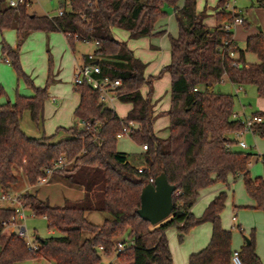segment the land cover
I'll use <instances>...</instances> for the list:
<instances>
[{
  "label": "trees",
  "instance_id": "obj_1",
  "mask_svg": "<svg viewBox=\"0 0 264 264\" xmlns=\"http://www.w3.org/2000/svg\"><path fill=\"white\" fill-rule=\"evenodd\" d=\"M65 1L69 8H63L61 15H36L28 11L30 0L17 6L0 0V31L14 29L16 35L15 46L2 41L1 51L17 77L33 89L31 95L17 94L14 102L0 103V193L9 192L17 183L14 169L18 168L30 185L46 176L45 169H52L50 176L82 188L84 194L80 199L51 205L34 193H22L24 208L44 217L47 227L59 232L45 238L36 236V248L3 224L14 209L0 206V264L39 257L54 264H99L101 254L114 252L119 264H173L165 230L174 226L181 242L192 227L204 222L211 224L209 242L189 256L188 264H229L231 231L220 221L226 192L212 198L198 217L191 207L201 189L227 184L231 175L233 179L241 177L254 202L251 207L264 214V154L257 155L263 163V174L252 177L249 165L253 154L237 147L235 133L243 126L233 117L234 95L217 88L226 78L237 86L253 85L257 95L264 98V33L249 35L245 48L240 49L232 31L221 26L240 16L237 11L224 9L228 0H218V24L212 27L204 23L206 13L196 9V0H184L181 7L178 0ZM165 5L175 8L178 32L169 37L170 61L164 67L170 75V104L162 112L169 120L168 134L162 138L153 131L159 114H154L151 90L147 95L140 91L144 83L151 87V76L144 75L146 64L133 55L126 42L114 38L112 29L126 30L130 38L161 34L163 30H157L156 25L167 14ZM257 5L264 8V0H257ZM33 31L62 32L72 48L75 43L97 41L93 50L100 57L97 76L119 80L113 91L131 105L127 116L120 118L100 102L98 90L84 81L74 87L79 94L73 111L76 123L58 128L63 137H31L22 131L20 121L25 110L36 126H42L47 88L52 81L49 72L45 85L36 86L21 68L19 46ZM245 52L254 53L257 62L246 63ZM3 94L0 85V96ZM252 115L262 117L253 125V132L264 136V113ZM79 121L85 125L79 126ZM129 121L135 123L130 127V138L147 146L139 153L145 166L142 172L126 153L116 149V135ZM60 156L65 163L55 167ZM163 171L175 186L173 206L166 219L153 225L136 210L143 186ZM89 210L106 212L110 218L101 225L92 224L85 217ZM126 233L133 242L117 251L115 242ZM244 239L239 248L243 264H263L255 252L254 231Z\"/></svg>",
  "mask_w": 264,
  "mask_h": 264
},
{
  "label": "rangeland",
  "instance_id": "obj_2",
  "mask_svg": "<svg viewBox=\"0 0 264 264\" xmlns=\"http://www.w3.org/2000/svg\"><path fill=\"white\" fill-rule=\"evenodd\" d=\"M9 1V0H8ZM31 7H29V13H34L36 15H56L60 9L68 10L69 5L65 0H30ZM217 0L214 3H211L210 0H199L200 10L204 9V6H214ZM230 3L235 5L239 12L246 14V18L250 24L249 29H245L242 24H239L232 31L234 33V41L238 44V46L243 49L244 48V38L247 34H249V30L252 29L255 32L259 31V27L262 29V25L264 26V8L257 6L255 0H230ZM206 6V7H207ZM166 16L163 18L165 23V28H167L170 36H175L177 34V24L173 16H171L173 8L165 5ZM237 10V11H238ZM248 12V13H246ZM160 23H163L161 21ZM159 23V24H160ZM263 31V29H262ZM11 33V37L13 42L16 41V35L14 30L8 29L3 32ZM39 33V32H37ZM50 33H42L36 38H28L25 42H21L19 46L20 52V65L22 70L31 78L32 82L37 86H44L47 80L46 75H48L49 71H52V66L57 68V66L66 67L69 62L68 59H71V49L66 43L65 37L61 33H56L54 39L49 40L48 35ZM52 34V33H51ZM38 35V34H37ZM55 35V34H53ZM113 36L119 41L128 42L129 49L133 50V54H141L142 59L146 60L143 63H148L149 65L156 66L159 62L160 53L154 46H159V36L149 37L144 36L140 38H130L128 32L123 29L113 28ZM6 42V38H4ZM167 40V36L163 37L162 48L169 53V48H166L165 41ZM153 47L151 48L150 46ZM68 52L67 56L62 57L64 51ZM93 48L92 43H77L75 44V54H81L82 52H90ZM33 62V64H31ZM246 63H254L257 62V57L252 52H247L245 56ZM169 63V62H168ZM165 63L163 59V63L157 69L156 73L151 74L148 73L151 79V87L147 83H144L140 91L143 95H147L151 90L149 97L154 105V110L157 111L154 122H153V131L156 136L163 137L166 136L168 118L165 114H162L163 111L167 110L170 104V81H169V73L165 70V66L168 64ZM29 64V65H28ZM10 75L11 80L9 82L13 85L10 89L8 87L2 86L4 90L3 97H9L11 102H14L17 94L21 95H29L33 94V89L29 87L26 82L22 78H18L14 68L10 65ZM26 67L27 71L24 69ZM50 68V69H49ZM32 74V75H31ZM53 81V75H50ZM69 78V79H68ZM72 78V73L67 77L70 83ZM8 80V79H7ZM52 81L47 88V103H44L43 107V121L42 126H36V124L31 120L30 113L28 110L23 112L20 128L24 131L28 136L31 137H41L44 136H52L54 139H59L64 136L62 130H58L59 127H69L76 123V118L73 114V111H67V113H58L54 114V109L59 108L60 106V96L58 93H54L51 91L52 89ZM66 78H63L62 82H65ZM64 84V83H62ZM51 88V89H50ZM218 90L224 93H230L234 95V105L233 111L237 113L241 118L250 117L254 112H262L264 113V98H261L257 95L256 89L253 85H245L241 86L240 89L237 85H233L226 78L217 86ZM51 91V93H50ZM0 96V97H2ZM2 97V98H3ZM54 98L56 99V103H53ZM45 100V101H46ZM49 103V106H48ZM50 104L52 107L50 108ZM106 106L116 109L117 115L120 118H125L127 113L131 107L128 102L122 101L119 98H115V103L111 104L110 102L104 103ZM54 112V113H53ZM242 134L239 135V139L246 144L247 148L243 149L244 151L251 152L252 158L249 165L250 175L252 177L259 176L263 174V163L257 155L264 154V136H259L257 134H253L251 131H244L240 129ZM116 149L120 152H124L130 158V162L136 165L137 167L143 164V159L139 155V151H141V145L137 144L133 141L128 134L123 135L116 140ZM15 174L18 177V181L15 185L11 187L14 191V194L19 196L22 193L29 192L37 195L39 199L47 200L51 205H61L64 199H71L70 196L71 190L66 188L64 181H56L51 178L49 181L33 184L34 186L28 187V182L21 173L20 169H14ZM51 177V176H50ZM48 180V179H47ZM230 185L226 189V200L224 209L220 215L221 226L223 228L231 231V248H233L234 240L239 242L241 245L244 241V237H248L251 231H254L255 237V246L257 245L258 240L260 239V235L264 237V214L261 210L252 208L250 206L251 198L246 192L245 186L241 178H237L234 182H231L228 179ZM219 188V185H212L208 188L204 189L200 192L197 200L194 202L192 206V213L194 216L198 217L202 214L205 209L206 200L214 196L215 192ZM73 193V192H72ZM76 200V199H73ZM209 202V201H208ZM233 212L236 213V218L238 222L241 224L240 229L233 226L231 227L232 220L231 217ZM25 226L28 230L29 236L31 240H34L36 236L40 238H45L48 236H52L58 234L59 232L56 230H51L47 227V221L42 216H34L29 210H25ZM86 219L92 224L101 225L106 218H110V215L106 212L97 211V210H89L85 213ZM200 225V224H199ZM197 226V225H196ZM194 226V227H196ZM192 227V228H194ZM191 228V229H192ZM190 229V230H191ZM189 230V231H190ZM174 231L175 235V243L178 244V238L176 236V228L174 226L168 227L165 230V235L167 232ZM188 231V232H189ZM85 236H88V233H84ZM127 233L123 235L122 239L127 240ZM260 258V257H259ZM119 264L116 259L115 252L106 256L101 254L99 264H109V263ZM262 262V260H261ZM47 262L42 261L41 263L38 261H30L21 260L16 262L15 264H46ZM264 264V263H263Z\"/></svg>",
  "mask_w": 264,
  "mask_h": 264
},
{
  "label": "crops",
  "instance_id": "obj_3",
  "mask_svg": "<svg viewBox=\"0 0 264 264\" xmlns=\"http://www.w3.org/2000/svg\"><path fill=\"white\" fill-rule=\"evenodd\" d=\"M183 1L184 0H178L177 1V6L178 7H181L182 4H183ZM211 3H214V1L216 0H210ZM256 1V4H257V0ZM218 2V0H217ZM217 2L214 6H211V5H206L204 6V11L206 13V16L204 18V23L210 27L218 24V21L216 19V12L220 10V7H217ZM232 6L235 7L236 10L237 7L235 5H233L232 3H230ZM258 6V5H257ZM260 7V6H259ZM173 8V7H172ZM263 8V7H261ZM196 9L198 11H201L200 10V3H199V0H196ZM240 16H242L244 22L243 23H240L244 26L245 29H249L250 27V24L246 18V14H243L241 12H239V10L237 11ZM248 13V12H246ZM171 16L174 17L175 19V8H173V11H172V14ZM165 19V18H164ZM164 19L162 18L158 24L156 25V28L157 30H163V32L161 34H158V35H154V36H149L150 38L151 37H155V36H159V46H150L151 48H156L159 53H160V60L158 62V64L156 66H152V65H149L148 63H146V68L144 70V75L145 77H149L148 73H151V74H154L156 73L157 69H159V67L161 66V64L163 63V59L165 60V63H168L170 61V46H169V37H170V34L168 33V30L167 28H165V23H164ZM161 21H163V23H160ZM176 22V21H175ZM160 23V24H159ZM177 24V23H176ZM239 24H236L233 29L238 26ZM263 29V31H262ZM262 29L261 27H259V31L258 32H262L264 33V26L262 25ZM5 30H8V29H5ZM5 30H2L0 31V84L4 87H8V89H10L13 85L11 84V82H9V79L11 80V77L9 78V75H10V64L8 62L5 61V59H7L2 51H1V47H2V41H4L5 43L11 45V46H15V42H13L12 40V35L11 33H5L3 35V32ZM14 30V29H12ZM15 32V30H14ZM39 32V33H37ZM178 32V31H177ZM258 32H255L254 30L250 29L249 30V34L246 35V37L244 38V44H245V41H246V38L249 36V35H254ZM43 33V31H33L31 32L30 34H28V36L25 38L24 42L32 37V38H36V37H39V36H43L41 35ZM44 33H50L48 35V38L49 40H52L55 38L56 33H61L63 34L62 32H59V31H53V32H44ZM52 33V34H51ZM233 33V31H232ZM38 34V35H37ZM55 34V35H53ZM112 34H113V29H112ZM177 35V34H176ZM175 35V36H176ZM63 36L65 37V40H66V43L67 45L69 46V48L71 49V54H69L71 57V59L69 58H66L69 60V62L67 63L66 67H61V66H57V68H54L52 66V71L50 70V74L52 73L53 75V81H52V89L51 91L54 92V93H58L57 95L60 96V99H61V102H60V106L59 108H55L54 106L52 107V105L50 104V108L52 107V109H54V114H58V113H67V111H73L74 108L77 106V104L79 103V94L75 91L74 89V86L72 84V78H71V82H69V80H67V77L72 73V77H73V72H74V69H75V65H76V62H81L83 61V56L89 52H82L81 54H78L76 55L75 54V45H74V48H72L66 38V36L63 34ZM167 36V40L165 41V45H166V48L168 49L169 48V53L168 51L164 50L162 48V43H163V37ZM175 36H172V37H175ZM4 38H6V40L8 42H6L4 40ZM233 39H234V33H233ZM82 43H90V42H82ZM77 44V43H75ZM93 44V48L90 52H92L94 50V43ZM127 46H128V42L126 43ZM237 44V43H236ZM238 46V44H237ZM239 47V46H238ZM240 48V47H239ZM244 48H245V45H244ZM243 48V49H244ZM241 49V48H240ZM132 53L133 50H131ZM246 53H244V61H245V56H246ZM68 54V52L66 51V48H65V51L62 55V57H66ZM135 57L139 58L140 60L142 61H146L144 59H142V55L141 54H133ZM21 56V55H20ZM31 64H33V62H31ZM29 65V64H28ZM24 69L27 71L26 67H24ZM50 69V68H49ZM28 72V71H27ZM32 75V74H31ZM11 76V75H10ZM30 76V75H29ZM48 75H46L47 77ZM31 77V76H30ZM63 78L65 79L66 78V81L65 82H62L63 81ZM8 79V80H7ZM69 79V78H68ZM169 81H170V75H169ZM64 83V84H62ZM35 85V84H34ZM234 85V84H233ZM37 86V85H36ZM169 87H170V84H169ZM240 89L241 86H238ZM50 91V93H51ZM221 91V90H219ZM31 95V94H29ZM3 97V96H2ZM0 97V103H5L7 101L11 102V99L9 97ZM117 96H115L112 100H109L107 102H110L111 104H114L115 103V98ZM118 98V97H117ZM45 104L47 103V100L44 102ZM53 103H56V99L54 98L53 100ZM106 103V102H105ZM48 106H49V103H48ZM116 114H117V111L116 109L112 108ZM153 110H154V105H153ZM157 111L154 110V114H156ZM237 114V113H236ZM168 118V117H167ZM169 121V120H168ZM168 131V130H167ZM253 134H255L253 131H251ZM168 134V133H167ZM167 136V135H166ZM166 136H163L162 138L166 137ZM239 139V138H238ZM241 139V138H240ZM238 148H240L239 146H237ZM247 148V146L245 147ZM245 148H240V149H245ZM144 151V149L142 148V145H141V151L137 152V153H142ZM130 161V160H129ZM140 166H144L143 164H141ZM55 179V182L56 181H60L61 179L56 177V176H51L49 179ZM237 178H241V177H237ZM237 178L233 179L231 175L228 176V179L231 180V182H234ZM46 180V181H49ZM45 181V182H46ZM63 181V180H62ZM66 185V188H69L71 190L70 192V196H68L69 198H71L72 200L73 199H80L83 197V194H84V190L80 187H76V186H72L70 184H68L67 182L64 181ZM29 186L28 187H33L34 185H30L28 184ZM36 185V184H35ZM212 185H219V188L217 189V191L215 192L214 196H211L209 197L205 203H209L208 201H210L212 198H214L219 192L221 191H225L226 192V189L229 187L230 183L229 181L227 182V184H221V183H215V184H212ZM210 185V186H212ZM209 187V186H208ZM206 187V188H208ZM204 188V189H206ZM204 189H201L199 191V194L201 191H203ZM10 193L14 194V191L11 189L9 191ZM73 192V193H72ZM199 196V195H198ZM197 200V199H196ZM195 200V201H196ZM194 204V203H193ZM207 204H205L207 206ZM254 205V202L253 200L251 199V203H250V206H253ZM193 206V205H192ZM205 206V207H206ZM191 211H192V207H191ZM231 220H232V224H231V227L235 226L237 227L238 229H240L241 227V224L238 222L237 218H236V213L233 212V215L231 217ZM223 227V226H222ZM225 229V228H224ZM167 232V231H166ZM178 232L176 230V236H177ZM175 233L174 231L172 232H167L166 233V238H167V241H168V246H169V250H170V253H171V257H172V263L173 264H188V258L189 256L192 254V253H196L198 252L199 250L203 249L209 242V239H210V236H211V224L209 222H204V223H201L200 225L198 224L196 227L192 228L189 232H187L182 241L181 242H178V244L175 243V237H174ZM245 241V239H244ZM243 241V242H244ZM243 244V243H242ZM241 244V245H242ZM241 245H239V242L237 240H234V245H233V249H239L241 247ZM255 252L256 254L258 255V257H260V260H262V263H264V237L263 235H260V239L258 240L257 242V245L255 246ZM47 262L46 264H54L52 263L51 261L45 259V258H42V257H39V258H33V259H30V261L34 262V261H38V263L44 261ZM112 263V262H111Z\"/></svg>",
  "mask_w": 264,
  "mask_h": 264
},
{
  "label": "built area",
  "instance_id": "obj_4",
  "mask_svg": "<svg viewBox=\"0 0 264 264\" xmlns=\"http://www.w3.org/2000/svg\"><path fill=\"white\" fill-rule=\"evenodd\" d=\"M9 5L17 6L18 4L25 3V0H9ZM224 9L230 11L231 13L236 12L234 6L230 4V0H228L224 4ZM63 13V9H60L57 12V15H61ZM243 22L242 16H235L232 21H224L221 23L222 28L225 31H232V28L236 24H240ZM98 42H94L97 44ZM230 55L233 56V52H230ZM100 57L96 56L93 51L86 54V59L81 62H76L75 69L73 72L72 77V84L75 87L83 83L84 81L88 82L93 88L98 90V98L99 101L105 103L109 100H112L116 94L113 91V88L120 84L118 79L111 80L108 76L98 77L97 75L100 73V67L98 64ZM8 62L7 59H5ZM233 117L239 119L240 123L242 124V129L244 131H253V125L255 123H259L262 121V117L260 115H251L247 118H241L238 114L233 113ZM79 126L85 125L83 121L78 122ZM135 125L134 121H129L128 126H123L121 132H119L116 137L120 138L125 134H128L130 131V127ZM242 134V131H237L235 133L236 137L239 138V135ZM237 145L240 148H245L246 144L240 139L238 140ZM146 144L142 145L143 149H146ZM65 163V158L63 156L58 157L55 167L63 166ZM145 169V166H138V172H142ZM46 176H41L37 179V184L45 182L47 179L50 178L52 173V169H45ZM149 183L154 181L153 177L149 178ZM7 205L8 207H13L14 213L11 215L10 219L7 222H3L4 225L9 226L13 229V232L20 238L25 239L26 244L32 248H36V243L34 240L30 239L28 230L25 226V208L22 204L20 196L17 194H12L10 192H3L0 193V206ZM132 239L123 240L120 239L115 242V247L117 251L124 249L126 246L132 244ZM101 250L102 247L99 246ZM229 264H243L239 249H233L230 255V263Z\"/></svg>",
  "mask_w": 264,
  "mask_h": 264
},
{
  "label": "water",
  "instance_id": "obj_5",
  "mask_svg": "<svg viewBox=\"0 0 264 264\" xmlns=\"http://www.w3.org/2000/svg\"><path fill=\"white\" fill-rule=\"evenodd\" d=\"M174 191L175 186L168 182L165 172L159 173L152 183L145 184L141 189L137 214L153 225L166 219L172 211Z\"/></svg>",
  "mask_w": 264,
  "mask_h": 264
}]
</instances>
